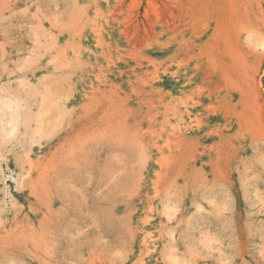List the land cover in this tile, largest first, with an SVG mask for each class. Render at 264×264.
Wrapping results in <instances>:
<instances>
[{"label": "rangeland", "instance_id": "374dc122", "mask_svg": "<svg viewBox=\"0 0 264 264\" xmlns=\"http://www.w3.org/2000/svg\"><path fill=\"white\" fill-rule=\"evenodd\" d=\"M0 264H264V0H0Z\"/></svg>", "mask_w": 264, "mask_h": 264}]
</instances>
